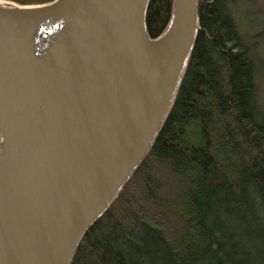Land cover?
<instances>
[{
    "label": "water",
    "instance_id": "1",
    "mask_svg": "<svg viewBox=\"0 0 264 264\" xmlns=\"http://www.w3.org/2000/svg\"><path fill=\"white\" fill-rule=\"evenodd\" d=\"M147 3L0 0V25L11 27L0 39L3 110L36 29L65 18L49 53L43 132L0 179V264H70L150 148L196 38L198 5L173 0L168 25L150 36Z\"/></svg>",
    "mask_w": 264,
    "mask_h": 264
},
{
    "label": "trees",
    "instance_id": "2",
    "mask_svg": "<svg viewBox=\"0 0 264 264\" xmlns=\"http://www.w3.org/2000/svg\"><path fill=\"white\" fill-rule=\"evenodd\" d=\"M237 3L197 0L196 38L167 113L70 264H264V110ZM172 5L148 0L150 36Z\"/></svg>",
    "mask_w": 264,
    "mask_h": 264
},
{
    "label": "bare ground",
    "instance_id": "3",
    "mask_svg": "<svg viewBox=\"0 0 264 264\" xmlns=\"http://www.w3.org/2000/svg\"><path fill=\"white\" fill-rule=\"evenodd\" d=\"M64 21L65 18L61 17L49 18L36 29L27 49L24 68L10 89L8 108L3 110L4 104L0 103V179L22 160L34 137L43 132L51 86L47 70L50 68L49 53ZM10 38L11 27L1 24V41H9ZM35 82L37 86L31 95L29 89ZM41 85L44 88L39 91ZM30 95L36 101L32 105Z\"/></svg>",
    "mask_w": 264,
    "mask_h": 264
},
{
    "label": "rangeland",
    "instance_id": "4",
    "mask_svg": "<svg viewBox=\"0 0 264 264\" xmlns=\"http://www.w3.org/2000/svg\"><path fill=\"white\" fill-rule=\"evenodd\" d=\"M237 2L235 8L238 28L244 41L252 44L251 53L258 72V101L264 110V0H237Z\"/></svg>",
    "mask_w": 264,
    "mask_h": 264
}]
</instances>
